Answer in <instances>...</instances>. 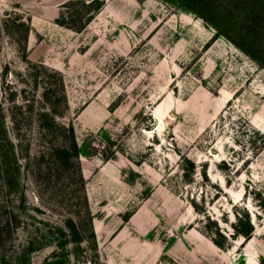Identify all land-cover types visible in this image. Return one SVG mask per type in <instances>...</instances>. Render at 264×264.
I'll return each instance as SVG.
<instances>
[{"label":"rangeland","instance_id":"obj_1","mask_svg":"<svg viewBox=\"0 0 264 264\" xmlns=\"http://www.w3.org/2000/svg\"><path fill=\"white\" fill-rule=\"evenodd\" d=\"M0 264H264V0H0Z\"/></svg>","mask_w":264,"mask_h":264},{"label":"trees","instance_id":"obj_2","mask_svg":"<svg viewBox=\"0 0 264 264\" xmlns=\"http://www.w3.org/2000/svg\"><path fill=\"white\" fill-rule=\"evenodd\" d=\"M69 154L77 156V145H76V143L74 141H72V143H71Z\"/></svg>","mask_w":264,"mask_h":264},{"label":"bare ground","instance_id":"obj_3","mask_svg":"<svg viewBox=\"0 0 264 264\" xmlns=\"http://www.w3.org/2000/svg\"><path fill=\"white\" fill-rule=\"evenodd\" d=\"M159 115H160V110L157 111V116H159ZM159 120L161 122V119H159Z\"/></svg>","mask_w":264,"mask_h":264}]
</instances>
